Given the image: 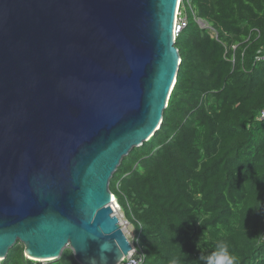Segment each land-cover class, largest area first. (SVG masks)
Returning <instances> with one entry per match:
<instances>
[{
    "label": "water",
    "instance_id": "1",
    "mask_svg": "<svg viewBox=\"0 0 264 264\" xmlns=\"http://www.w3.org/2000/svg\"><path fill=\"white\" fill-rule=\"evenodd\" d=\"M180 0H0V257L133 250L111 181L160 129ZM115 197V199H113Z\"/></svg>",
    "mask_w": 264,
    "mask_h": 264
},
{
    "label": "trees",
    "instance_id": "2",
    "mask_svg": "<svg viewBox=\"0 0 264 264\" xmlns=\"http://www.w3.org/2000/svg\"><path fill=\"white\" fill-rule=\"evenodd\" d=\"M191 1L163 123L110 187L143 264H206L219 243L235 264H264V0ZM4 264H27L22 243ZM45 264L80 263L66 248Z\"/></svg>",
    "mask_w": 264,
    "mask_h": 264
},
{
    "label": "built area",
    "instance_id": "3",
    "mask_svg": "<svg viewBox=\"0 0 264 264\" xmlns=\"http://www.w3.org/2000/svg\"><path fill=\"white\" fill-rule=\"evenodd\" d=\"M190 10H193L192 1L191 0H180L179 6H178V13L176 17V23H175L176 38L180 34V32L188 26ZM195 19L198 22V24H200L202 27L204 26L208 27L212 30V32L216 34L214 28L210 24H208L207 22L203 20L206 23V25H203L204 23L201 18H198L195 16ZM256 60L264 63V47L260 48L257 51ZM259 119L264 120V109L259 114ZM117 209H120V205L118 203H116V208H115L116 212H117ZM124 223L125 222L121 220L122 226ZM129 223L130 222L126 219V224H129ZM132 244H133V250L130 252L128 256L124 257V259H122L117 264H143L145 260L144 253L139 251L138 247L136 246L135 240L132 241ZM28 258H31L32 260H34L35 264H40L38 263L39 259H36L31 256H28ZM6 259L7 257H0V264H4ZM45 263L46 262L43 261L41 264H45Z\"/></svg>",
    "mask_w": 264,
    "mask_h": 264
},
{
    "label": "clouds",
    "instance_id": "4",
    "mask_svg": "<svg viewBox=\"0 0 264 264\" xmlns=\"http://www.w3.org/2000/svg\"><path fill=\"white\" fill-rule=\"evenodd\" d=\"M92 264H95V262L93 261ZM206 264H235V258L229 254L227 246L224 243H219L217 251L206 258Z\"/></svg>",
    "mask_w": 264,
    "mask_h": 264
},
{
    "label": "rangeland",
    "instance_id": "5",
    "mask_svg": "<svg viewBox=\"0 0 264 264\" xmlns=\"http://www.w3.org/2000/svg\"><path fill=\"white\" fill-rule=\"evenodd\" d=\"M203 23H204L203 25H206V23L204 21H203ZM113 199H115V197H113ZM116 203H118V201H116ZM114 207L116 208V204L114 205ZM116 213L121 218V220L125 222L122 227L124 228L129 239L131 241H133L134 237H135V226L131 223L126 224V216H125L124 212L122 211L121 207H120V209H117ZM45 262H47V261H45Z\"/></svg>",
    "mask_w": 264,
    "mask_h": 264
}]
</instances>
